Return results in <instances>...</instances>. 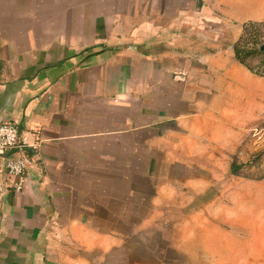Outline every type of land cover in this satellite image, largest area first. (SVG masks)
Listing matches in <instances>:
<instances>
[{
  "label": "crops",
  "instance_id": "crops-1",
  "mask_svg": "<svg viewBox=\"0 0 264 264\" xmlns=\"http://www.w3.org/2000/svg\"><path fill=\"white\" fill-rule=\"evenodd\" d=\"M124 1L0 0V123L17 126L28 162L23 175L0 168V264H156L144 260L148 230L189 216L217 173L210 143H233L212 126L264 120V77L235 52L157 51L154 9ZM234 5L244 24L264 20ZM212 235L201 263L236 264L237 248Z\"/></svg>",
  "mask_w": 264,
  "mask_h": 264
},
{
  "label": "rangeland",
  "instance_id": "rangeland-1",
  "mask_svg": "<svg viewBox=\"0 0 264 264\" xmlns=\"http://www.w3.org/2000/svg\"><path fill=\"white\" fill-rule=\"evenodd\" d=\"M132 1H124L125 11L132 8ZM143 1L141 0L140 4L143 16L149 9H154L153 20L147 21L151 22L153 30L146 31V36L150 37V42L159 41L157 51L166 43L179 44L174 48L185 51L192 58H198V61L199 55L216 51L224 52L225 56H233L245 22L234 16V11L238 9L234 5L236 1H247L253 14L264 11V0H154L155 3ZM262 32L261 39H264V27ZM260 45L252 42L247 47L259 49ZM247 63L253 73L264 77V55L254 54L247 59ZM239 118L241 114L238 112V122ZM233 129L229 133L227 127L216 124L212 126V134H215L219 141L233 142L229 146L230 150L219 147L218 143H210V149L215 156V164L211 165L217 170L214 175L211 173V188L203 197L199 196L194 201L193 192L187 189L180 200L186 202L187 198L188 202H193L188 211L183 210V214L189 216H183V220L174 223H158L155 225L156 230L152 227L148 230L145 235L149 236L148 241H145L148 247L145 263L202 264L198 247L204 243L218 248L212 240V233L215 231L217 244L222 241L231 242L230 245L237 248L236 264H264V120L250 130L238 127ZM190 137L196 140L200 136ZM208 137L204 136L206 140ZM191 144L194 145L191 146L193 152L197 151L196 142ZM234 159L245 164L241 174H234L229 168ZM196 162V156L190 155L189 164L195 166ZM193 169L197 171L196 168ZM195 177L197 174H190V178ZM207 200L211 202L203 208L204 204L201 203ZM199 205L201 209L197 208ZM202 231H206L205 236ZM220 231H225L230 236L225 237V240ZM208 257L205 264L229 263H221L218 256L215 259L214 256ZM142 258H145V255ZM232 263L235 264L234 261Z\"/></svg>",
  "mask_w": 264,
  "mask_h": 264
},
{
  "label": "built area",
  "instance_id": "built-area-1",
  "mask_svg": "<svg viewBox=\"0 0 264 264\" xmlns=\"http://www.w3.org/2000/svg\"><path fill=\"white\" fill-rule=\"evenodd\" d=\"M18 131L14 123H0V168L16 176L23 175L28 164L27 159L20 155L25 144Z\"/></svg>",
  "mask_w": 264,
  "mask_h": 264
},
{
  "label": "trees",
  "instance_id": "trees-1",
  "mask_svg": "<svg viewBox=\"0 0 264 264\" xmlns=\"http://www.w3.org/2000/svg\"><path fill=\"white\" fill-rule=\"evenodd\" d=\"M264 27V22H256L250 21L246 22L243 26V31L240 37L238 38L236 45L234 47V52L237 60L245 65L248 69L253 71L250 65L247 63V59L249 57L254 56V54H262L264 53L260 51L257 47L248 48L247 46L250 43H255L256 45H260L264 43V39L262 38V29ZM245 166L244 163H238L235 159L231 163V171L234 174H241V170ZM252 178H261L259 176H251Z\"/></svg>",
  "mask_w": 264,
  "mask_h": 264
},
{
  "label": "water",
  "instance_id": "water-1",
  "mask_svg": "<svg viewBox=\"0 0 264 264\" xmlns=\"http://www.w3.org/2000/svg\"><path fill=\"white\" fill-rule=\"evenodd\" d=\"M259 50L262 51L264 53V43H262L260 46H259Z\"/></svg>",
  "mask_w": 264,
  "mask_h": 264
}]
</instances>
